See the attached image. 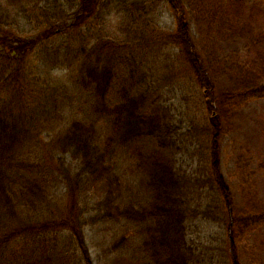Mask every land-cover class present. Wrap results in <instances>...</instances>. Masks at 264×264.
Returning <instances> with one entry per match:
<instances>
[{"label": "trees", "instance_id": "obj_1", "mask_svg": "<svg viewBox=\"0 0 264 264\" xmlns=\"http://www.w3.org/2000/svg\"><path fill=\"white\" fill-rule=\"evenodd\" d=\"M192 1L167 0L176 30H164L160 36L167 45L179 47L196 78L207 82L205 58L200 59L187 18ZM148 3L28 0L11 10L12 3L0 0V264H94L87 232L96 229L103 234L99 240L94 237L95 247L109 237L114 245L96 251L99 264L197 263L185 236L188 216L182 214L179 190L173 192L179 184L172 136L179 127L149 89L140 54L144 45L139 46L145 42L135 53L120 50L145 39L132 20L137 13L153 20ZM231 4L240 11L234 0L207 1L203 16L219 23V31L235 35L233 40L249 37L250 49L263 56L264 71V28L254 31L233 19L226 23L233 27L226 28L222 14ZM31 9L39 14H30ZM262 11L264 4L258 8V25ZM111 13L130 19L124 26L128 36L119 39V46L93 37L94 22L105 21ZM32 17L45 27L35 34L25 31L22 22ZM34 57L38 64L29 69ZM63 67L61 76L53 74ZM214 85H204L203 93L210 118L220 125L218 104L210 97ZM262 98L264 86H255L236 89L228 100L241 105ZM214 128L212 175L230 210L231 193L219 170L220 128ZM58 198L69 200L67 211ZM262 221L264 213L240 222L236 234L228 224L232 264H242L236 238ZM128 232L135 237L131 249ZM112 249L128 253L114 259Z\"/></svg>", "mask_w": 264, "mask_h": 264}, {"label": "rangeland", "instance_id": "obj_2", "mask_svg": "<svg viewBox=\"0 0 264 264\" xmlns=\"http://www.w3.org/2000/svg\"><path fill=\"white\" fill-rule=\"evenodd\" d=\"M1 1L5 5L12 3L10 9L15 10V3L27 5L28 0ZM207 1L220 0L192 1L187 18L190 34L201 51L200 59L205 58L203 70L209 73V81L202 82L196 78L194 67L182 58L181 49L167 45L162 40V31L176 30V19L167 0H148L147 9L153 10V20H149L145 13H137L136 20H132L135 30L145 39H138L133 47L120 50L128 51L127 54L135 53L138 44L145 42L139 46L144 45L140 54L146 62L143 73H147L151 80L149 89L156 92L173 126L179 127V131L172 136L175 145L174 167L179 184L178 187L175 184L173 192L175 194L179 190L182 214L188 216L184 221L185 236L189 247L195 252V261L198 264H232L228 243L230 225L236 234L238 223H248L264 213V98L241 105L230 104L228 98L236 89L241 92L264 86V71L261 67L263 56L256 55L250 49L249 37L233 40L231 37L235 35L219 31V23H209L203 16ZM234 1L241 5V9L236 12L234 5L225 6L223 25L226 28L233 27L226 24L233 19L247 23L254 31L257 28L260 32V28H264V11L261 12L263 17L258 25V8H262L264 0ZM31 13L39 14V10L31 9ZM253 16L256 19H252ZM36 19L32 17L29 22L22 21L25 31L35 34L45 28L39 26ZM129 20L121 13H111L105 21L94 22L93 37L99 35L103 40L117 41L115 44L119 46L118 42L128 36L124 26ZM62 43L60 41L58 45ZM109 44L113 45L111 42ZM261 47L264 49V46ZM36 60L37 57H34L29 62V69H34L38 64ZM63 68L62 71H53V74L61 76L65 70ZM212 81L215 91L210 97L218 104L220 125L217 119L214 121L210 118L212 110L203 93L204 85H210ZM214 126L220 128L219 170L231 193L230 210L221 198L212 175L210 159ZM58 201L63 207L62 211H67L69 200L58 198ZM87 234L91 259L94 264H99L96 251L113 248V238H104L95 247L94 237L99 240L103 233L96 229ZM126 237L132 243L131 249L135 242L134 234L128 232ZM236 243L237 255L242 264H264V221L257 222L252 231L243 232L240 238H236ZM126 253L127 250L120 249L110 252L112 256L115 254L114 259Z\"/></svg>", "mask_w": 264, "mask_h": 264}]
</instances>
